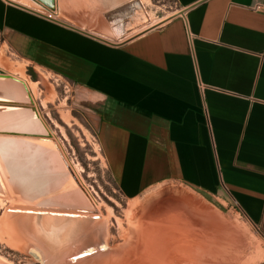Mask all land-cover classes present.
<instances>
[{"label": "crops", "instance_id": "obj_1", "mask_svg": "<svg viewBox=\"0 0 264 264\" xmlns=\"http://www.w3.org/2000/svg\"><path fill=\"white\" fill-rule=\"evenodd\" d=\"M175 1L166 23L119 44L49 31L39 42L99 99L125 194L179 183L229 200L264 240V0Z\"/></svg>", "mask_w": 264, "mask_h": 264}, {"label": "rangeland", "instance_id": "obj_2", "mask_svg": "<svg viewBox=\"0 0 264 264\" xmlns=\"http://www.w3.org/2000/svg\"><path fill=\"white\" fill-rule=\"evenodd\" d=\"M12 1L38 13L50 15L54 19L87 32L80 34L75 29L40 14L18 8L5 0H0V73L1 75L28 81V88L30 86L34 90V102L32 101L29 105L35 108L39 117L44 121L43 128L46 125L48 133L58 143L73 179L83 185V189L94 201L97 215H102L101 219L99 217L79 219L87 227L86 232L92 233L95 229L97 232L103 220H108L106 225V232H108L106 243L111 250L103 253V255L81 257L82 259L80 260L82 262L78 261L76 264H103L104 261L109 263L110 255L108 254H114V252L115 254L117 252L120 254V250H122V253L125 250L126 253L119 256L111 254L112 257H116L117 262L111 257L112 260L109 259L110 264H112L113 260L118 264H124L128 261L127 264L132 262L134 264L137 261L140 262V260H142L140 264H143L142 262L145 264L146 261H148L146 264H155V262L161 261L159 260L160 258L166 257V244L158 246L147 240L143 244L140 242L142 245L139 244L140 250H137L139 248H134V245L130 244L131 235H126V232H132L133 234L135 224L133 219L136 222L138 214H140L139 217L141 216L139 220L145 219V216L150 215L149 212L156 213L154 220H158L153 226L155 230L170 229L174 226L173 223L175 221L178 222L180 217L184 215L181 217L184 222H181L182 219H180L178 223L181 222L187 230L186 237H184L185 240L188 238L191 241L190 244L188 240L190 245L187 244V241L184 243L188 247L191 246L192 248L193 246V250H196L199 255L193 258L194 264H256L261 261L264 258V240L262 235L239 209L227 199L225 201L223 199L220 200L175 182L154 186L136 197L125 194L117 183L101 143V115L99 113L101 103L99 99L72 76L69 63L62 60L55 53L52 45L45 46L41 44V40L39 42V31L47 33L49 31L51 36H54V34L58 36L74 34L86 36L90 33L108 42L119 44L166 23L180 10L176 1L54 0L51 4L46 2L47 0ZM23 15L25 16L22 20ZM26 17H29V20L33 23L38 21L40 24L35 23L36 26L34 27L33 23L30 22L29 27L34 28L33 32L24 31L23 21H26ZM47 25L53 26L54 29H47ZM116 26L121 27L119 36L112 32ZM14 101V104L9 105L5 99L1 100L3 112L9 116L2 122L0 130H6L4 126L12 120L15 114L27 110L25 108L26 102L21 101L19 98H15ZM29 121L33 125L36 124L34 117ZM5 135L0 132V140H4L6 138ZM9 135L7 134V136ZM1 163L4 164L2 160ZM68 188L71 189L69 186ZM68 188L61 183H53L48 189L50 198L44 201L42 199L43 196H40V198L33 200L25 194L21 185L13 183L10 175L4 172L3 177L0 178V220L4 217V214L11 213L7 209L19 204L53 207L54 204L62 202L63 207H65V204L74 206L77 203ZM172 200L174 203L176 202L175 205L172 204ZM178 200H180L179 204L177 203ZM155 202L158 205L154 204L153 206ZM183 208H185L184 212ZM63 211L61 209L56 210L58 213ZM130 213H134L132 218H129ZM142 213L144 214L142 215ZM129 219L132 221L128 222ZM170 220H174L173 223H169ZM185 222L186 224H184ZM128 223L133 227L129 228ZM75 231L78 232L77 230ZM98 235L80 234V240L75 243L76 254L72 257L76 258L79 254L78 251L81 250L80 248L85 247V245L97 243ZM127 240L130 242V246L126 245L128 243ZM71 243L73 242H67L65 246L60 247L58 250L63 251L65 248V250H68L71 248ZM41 246L44 245L41 244ZM137 246L138 244L135 243V247ZM130 247L133 253L130 252ZM32 251L35 250L30 248L29 251H26L25 248L12 247L0 238V262L3 264H43L42 258H37L31 253ZM137 252L141 253L137 254ZM158 252L161 254H158ZM121 255H123L122 258L125 257L128 261L125 262L126 260H123ZM153 255L158 257L155 258V262L151 261L154 259ZM194 255L196 254L193 251ZM42 257L46 264V256L43 254ZM119 257L121 258L120 260L118 259ZM146 257H150L151 260H145ZM131 258H137L138 260L136 259V262H134ZM164 260L165 258L162 259V264Z\"/></svg>", "mask_w": 264, "mask_h": 264}, {"label": "bare ground", "instance_id": "obj_3", "mask_svg": "<svg viewBox=\"0 0 264 264\" xmlns=\"http://www.w3.org/2000/svg\"><path fill=\"white\" fill-rule=\"evenodd\" d=\"M52 1H54V0H47L46 2L51 3ZM112 32L116 36H119V34L121 33V27H119V26L114 27ZM27 83H28V81L19 80V79L13 78V77L0 76V110H1L0 126H1L2 122L5 120V118L7 119V117L9 116V115L5 114V112H3V109L1 106V100L5 99L7 104L12 105L15 103V101H14L15 98H19V99H21V101L26 102L25 108H27V111L29 110L30 113L33 112L32 114L34 115L33 116L34 122L37 125H39V126H37L39 128V131L37 133L46 134L48 132V130H47L48 127L45 125V127L43 128L44 121L39 117V114L35 111V108H33L29 105V103H32V101L34 102V90L30 86L28 88ZM40 119H41V121H40ZM4 128H5V126H4ZM30 128H34V127H32V125H30ZM28 133H34V131L31 129V131L28 130ZM26 139L29 140V146L31 147V150L29 152L28 151L22 152L19 148L16 149V147H15V149H12L11 144L14 145V142L12 140L10 142H4V140H0V161L2 160V162L4 163V164H2L0 162V178L3 177L4 172L7 173V170H6L7 165L10 166L12 168L11 169L12 172L9 173V175L12 179V182L13 183L15 182V183L21 185L25 194L28 195V197L33 199V200H35L36 198H40V196L41 197L43 196L42 199H44V201H46L48 198H50V196H48V194H49L48 189L53 183H59V184L61 183V184H63L64 187L66 186L67 188L69 186V187H71V189L70 188H68V189H70V192H71V194H73L72 196H74V199L76 200L77 204L74 206L69 205V204H65V207H63L62 202H58V203L54 204L53 207L58 206V208H61V210H64L63 212H67V213H77V212H79L77 210L84 209V210H88L89 211L88 214H90L91 216H93L95 214L97 215V213H92V211H94V209H96L93 199H91L90 196L87 194V192L84 191L81 188V186L73 179L72 175L70 174V172L68 170V167L66 166L67 164L65 163L61 149L59 150L56 148L54 138L52 137L51 139H48V138L40 137V136H38V137L29 136ZM35 139L39 140V145H37L36 147L33 144ZM56 186H58V185H56ZM55 188H57V187H55ZM54 190H56V189H54ZM13 199H14V197H13ZM172 201H170V202H172ZM179 201L180 200H178V202H177L178 204H179ZM175 203L173 201L172 204L175 205ZM154 204H156V202L153 203V206H154ZM172 204H171V206H172ZM156 205H158V204H156ZM141 206H142V204H141ZM141 206H139V207H141ZM67 207H68V209H72V210L63 209V208H67ZM142 207H144V206H142ZM172 207H174V206H172ZM176 207H177V205H176ZM181 207H183V206L181 205ZM23 208L19 207V206H15V207H12L10 209H7L11 213L4 214V217L0 220V238L15 248H20V249L25 248L26 251L27 250L29 251L30 248L35 250V251H36V249L37 250L39 249V251H41V253L44 254L47 258L46 264H76V262H74L71 258H73L72 256H74L76 254V250H75L73 245L77 241L80 240V234L86 233V235H89V236H90V234H91V236H97L99 234L97 237L99 239L96 241L99 243L101 235L105 234L107 236V233H108V232H106V225H107V221H108L106 219L103 220V223H102V225H100L97 232L95 229L94 232H92V233L88 232L87 233L86 232L87 227L85 226V224H83V222H81V220H77L76 218L57 216V215H52V214L51 215L46 214V215H43L41 217H38V216L28 214L27 212L26 213H19L17 211L18 209H20V210H22V209L23 210L35 209V208H30V207H28V208L23 207ZM136 208L138 209V207H136ZM186 208H187V206H186ZM37 210H45V209H37ZM56 210H58V209H49L47 211L56 213ZM143 210H145V209H143ZM182 210L184 212L185 208H183ZM133 212H134V209H133ZM159 213H161V212H159ZM166 213H164V214H166ZM185 213H186V211H185ZM132 214L134 215V213H132ZM132 214L129 215L130 216L129 218H132ZM143 214L144 213H142V215ZM149 214L150 215H147L144 217L145 219H140V220H139V218L141 216L139 217L140 214H138L139 222H138V220H136V222H135L134 221L135 219H133V222L135 223L133 234H132V232L131 233L126 232V235H128V234L131 235L130 236V239H131L130 242L131 243L128 242V240H127L128 243H126V245L130 246V244H132V245H134V248H139L140 242H142V244H143V242H145L147 240L155 243L158 246L160 244L161 245L166 244V252H165L166 257L162 256L163 258L159 259L162 261V259L165 258V260L163 261L164 262L163 264H181V263L194 264L193 258L195 256H199V255L196 253V250H193L194 249L193 246H192V248H191V246H189V247L186 246L187 244H189L188 243L189 239L187 238V240H185L184 237H186V233H187L186 231L187 230L184 228L183 224L181 223V222H184L183 218H181L184 215H182L180 217V219H182L180 223H178L180 219L178 220V222L175 221L174 223H173L174 220H170L169 223L171 222L174 225L170 229L166 228V230H163V229L162 230H155L153 226L155 225V222L158 220V219L154 220L156 213L155 212H153V213L149 212ZM178 214H176V215H178ZM136 215H137V212H136ZM136 215H135V217L137 219ZM158 215H160V214H158ZM187 215H188V213H187ZM101 216H100V214H98V217L100 219H101ZM169 217H170V214H169ZM174 217H176V216H174ZM186 217H188V216H186ZM185 219H187V218H185ZM130 221H132V220L129 219L128 222H130ZM162 222H167V221H162ZM186 222L184 224H186ZM158 224L160 225V223H158ZM131 225H133V224H131ZM159 225H158V227H159ZM130 227H133V226H130V224H129V228ZM81 228H82V230H80ZM75 230H77L79 233L76 232ZM23 233L25 234V236ZM22 234H23L25 240H24ZM126 235H124V236H126ZM36 239H37V241H36ZM192 239H193V237H192ZM195 240H193V241H195ZM185 241H187V244L184 243ZM67 242H73V243H71V248L68 247L69 248L68 250H65L66 249L65 248L63 251L58 250L60 247L62 248L63 246H65L67 244ZM133 242L138 244V246L135 247V243H133ZM189 242L191 244L190 240H189ZM41 244H43L44 246H41ZM142 244H140V245H142ZM126 245H125V247H127ZM129 246H128V248H129ZM89 247H90V245L87 244V245H85V247L80 248L81 250L78 252L84 251L85 249H87ZM132 248H131L130 252H132L134 250V248H133V250H132ZM141 249H142V246H141ZM137 250H140V248ZM199 250H200V248H199ZM121 251L122 250H120V254L126 253L125 250H124V253H122ZM193 251H194V254H196L194 256H193ZM153 252H155V251H153ZM140 253L141 252H137V254H140ZM150 253L153 254L152 252H150ZM111 254H108V255H110L109 259L112 260V258H113L116 261L117 260V259H115L116 257H112ZM114 254H115V252H114ZM114 254H112V255L114 256ZM120 254H119V252H117V254H115V256L116 255L119 256ZM149 254H147V255L150 256L151 254L150 255ZM158 254H161V253L158 252ZM122 256L123 255H121V258H122ZM133 256H135V255H133ZM139 256H142V255H139ZM150 257H146L145 260L146 259L151 260ZM121 258L119 257L118 259L120 260ZM153 258L155 259L158 257H156V255H153ZM102 259L104 260V258H102ZM109 259H108L109 263L107 262L108 264L111 263ZM122 259L124 260L125 257H123ZM131 259H133L134 262H136L135 258H131ZM154 259L151 261L155 262L156 259L155 260ZM114 260H113L112 264L113 263L118 264V263H116L117 261L115 262ZM119 260H118V262H119ZM125 260H126L125 262L128 261L127 259H125ZM106 261H107V259H106ZM141 261L142 260H140V262L137 261V263H134V264H138V263L140 264ZM161 261H159L160 263L155 262V264H162ZM146 262L148 263V261H146ZM146 262H145V264H146ZM104 263H105V261H104ZM107 263H105V264H107ZM127 263H124V264H127ZM142 263L144 264V262H142ZM149 263H150V261H149ZM0 264H3V263L0 262ZM131 264H133V262Z\"/></svg>", "mask_w": 264, "mask_h": 264}, {"label": "water", "instance_id": "obj_4", "mask_svg": "<svg viewBox=\"0 0 264 264\" xmlns=\"http://www.w3.org/2000/svg\"><path fill=\"white\" fill-rule=\"evenodd\" d=\"M5 1H7L8 3L13 4L15 6L21 7L23 9H25V10L31 11L33 13L40 14V15H42V16H44L46 18H49V19H51V20H53L55 22H58V23H60L62 25H65V26H68L70 28L79 30V31H81L83 33H87V32H85L83 30H80V29H78L76 27H73L70 24H67V23L62 22V21L57 20V19H54L50 15H44L42 13H38L37 11H35L33 9H30V8L24 6V5L19 4V3H16V2H14L12 0H5ZM88 35H91V36H93L95 38H98L100 40H103V39H101V38H99V37H97L95 35L90 34V33H88ZM103 41H106V40H103ZM106 42H108V41H106ZM108 43L114 44V43H111V42H108ZM0 76L11 77V76H7V75H1V73H0ZM0 132H2L4 134H10V135L11 134L12 135H24V136H32V137H38V136H40V137H45V138H48V139H51L52 138L51 135L48 132L46 134H43V133H27V132H23L22 133V132L9 131V130H4V129L3 130H0ZM55 144H56V148L60 150V147H59L58 143L56 142V140H55ZM64 160H65V163H66V159L65 158H64ZM67 167H68V165H67ZM77 183L83 189V187L80 184V182H77ZM0 193H1V191H0ZM17 206L22 207V208L23 207H26V208H28V207L35 208V209H26V210H20V209H18L17 211L19 213H26L27 212L28 214H31V215H34V216H38V217H41V216L46 215V214H50V215L52 214V215H57V216H64V217L76 218L77 220H79V219H92V218L98 217V215H96V214L93 215V216H91L90 214H88L89 211L88 210H84V209L77 210V211H79L77 213H67V212H61V213L56 212V213H53V212H48L47 210H49V209H61V208H58V206L57 207H51V206H46V205L43 206V205H29V204H27V205H21V204H19ZM36 208L37 209H45L46 211L45 210H37ZM63 209H65V210H72V209H68V207L67 208H63ZM96 212H97L96 209H94V211H92V213H96ZM89 245H90V247L88 249H85L84 251L79 252V254L77 255L76 258H71V259L74 262H78V261H80V259H82L81 257H88V256H94V255H98V254H103V253H106V252H108V251L111 250L108 247V244L106 243V235L105 234L101 235L100 242L99 243L98 242L97 243H91ZM73 246L76 249L75 244ZM31 253H33L37 258H40V259L43 258L42 257L43 254L41 253V251H39V249L38 250L36 249V251H32ZM42 261H43L42 263L45 264V260L42 259Z\"/></svg>", "mask_w": 264, "mask_h": 264}, {"label": "flooded vegetation", "instance_id": "obj_5", "mask_svg": "<svg viewBox=\"0 0 264 264\" xmlns=\"http://www.w3.org/2000/svg\"><path fill=\"white\" fill-rule=\"evenodd\" d=\"M33 116L34 115L31 114L29 110L28 111L27 110L22 111V112L15 114L12 117V120H10L5 125L6 130L10 129V131H16V132H22V133L27 132L28 133V130L31 131V129H32L34 131V133H37L39 131V128L37 126H39V125H37V124L33 125L32 123L30 124V121H29ZM40 121H41V119H40ZM30 125H32V127H34V128H30ZM5 137L6 138L4 139V142H10L11 140L14 142V145L11 144L12 149H15V147H16V149L19 148L22 152H24V151L29 152L31 150V147L29 146V140L26 139L29 136L12 135V134L7 136V134H6ZM33 144L36 147L37 145H39V140L35 139ZM11 169L12 168L7 165L6 170H7L8 174L12 172Z\"/></svg>", "mask_w": 264, "mask_h": 264}]
</instances>
